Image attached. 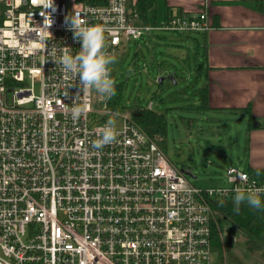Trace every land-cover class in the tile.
I'll return each mask as SVG.
<instances>
[{
	"label": "built area",
	"instance_id": "2783aa9c",
	"mask_svg": "<svg viewBox=\"0 0 264 264\" xmlns=\"http://www.w3.org/2000/svg\"><path fill=\"white\" fill-rule=\"evenodd\" d=\"M5 3L0 264H231L225 248L213 246V231H221L213 198L236 188L264 198V178L230 165L229 187L202 189L129 117L115 126V141L94 148L109 111L94 109L92 88L47 57V49L57 56L79 50L65 24L73 13L104 30L107 54L106 43L116 47L135 31L128 0L71 12L60 0L48 8L41 0ZM73 104L84 108L76 120Z\"/></svg>",
	"mask_w": 264,
	"mask_h": 264
},
{
	"label": "rangeland",
	"instance_id": "374dc122",
	"mask_svg": "<svg viewBox=\"0 0 264 264\" xmlns=\"http://www.w3.org/2000/svg\"><path fill=\"white\" fill-rule=\"evenodd\" d=\"M60 1L67 5L69 12L77 6L82 8V4L102 6L108 3V0H76L75 6L71 7L67 1ZM203 3L206 6L203 9L200 7L193 13H170L163 20L160 19L163 15L160 9L159 20L156 13L153 14V4L146 7L149 16L144 20L136 0H128L127 10L135 31L121 37L116 47L105 44L109 51L107 54L116 58L109 65L114 87L122 88L125 84L123 105L115 108L111 105L115 95L106 97L92 88L93 108L109 111L104 118L114 120L119 129L126 117L131 118L193 184L203 189L224 188L230 186L226 176L230 165L241 169L248 166L244 157L245 147L235 142L236 137H241L243 142L246 133L242 128L238 130V124H213L204 109L195 107L201 97L196 84L197 63L200 66L205 55L203 45H199L197 40L213 26L206 11L207 0ZM6 8L5 0H0V17ZM202 24L206 27L197 29ZM137 30L140 35L134 38ZM181 41L185 44L180 47ZM143 109L166 114L165 134L152 137L137 121L135 115ZM216 218L218 220L217 213ZM218 235L221 238L220 249L216 246L215 249L225 248V256L231 264H264V246L260 242L248 246L243 236L235 235L233 246L227 247L224 238L231 233L218 231ZM223 255L219 254L220 257Z\"/></svg>",
	"mask_w": 264,
	"mask_h": 264
},
{
	"label": "crops",
	"instance_id": "0c3cea01",
	"mask_svg": "<svg viewBox=\"0 0 264 264\" xmlns=\"http://www.w3.org/2000/svg\"><path fill=\"white\" fill-rule=\"evenodd\" d=\"M64 1L75 6L76 0ZM203 1L156 0L152 11L159 20L160 9L163 20L170 13L203 9ZM207 2L213 26L197 40L205 51L201 65L197 63L202 68L196 73L198 92L204 88L208 120L245 130V140L235 141L245 147V170L260 171L264 178V0Z\"/></svg>",
	"mask_w": 264,
	"mask_h": 264
},
{
	"label": "clouds",
	"instance_id": "9594fccd",
	"mask_svg": "<svg viewBox=\"0 0 264 264\" xmlns=\"http://www.w3.org/2000/svg\"><path fill=\"white\" fill-rule=\"evenodd\" d=\"M43 7L48 8L52 0H41ZM50 23L51 19L49 18ZM44 27L48 29V25ZM65 24L72 32L73 39L80 41V48L75 53L68 52L56 55L51 49H47V57L55 64L74 75H78L82 87H91L106 97L115 94L114 80L110 75L109 65L115 61V57L106 54L104 49V30L98 25L86 24L78 13L68 14L65 17ZM43 39V37L41 38ZM47 58V59H48ZM84 108L79 104H73L70 115L73 120L80 118ZM118 133L115 128V121L109 119L99 130V138L93 142V147L100 149L104 145L115 141ZM234 210L239 211L241 203H246L253 209L264 208V201L257 192L251 190L234 189L232 196Z\"/></svg>",
	"mask_w": 264,
	"mask_h": 264
},
{
	"label": "trees",
	"instance_id": "16d2710c",
	"mask_svg": "<svg viewBox=\"0 0 264 264\" xmlns=\"http://www.w3.org/2000/svg\"><path fill=\"white\" fill-rule=\"evenodd\" d=\"M155 2L156 0H136V3L141 10V16L144 20H147L149 16V12L146 10V7L153 5ZM199 69L202 70V68L199 67L196 69V73L200 71ZM173 74L176 78V73L174 72ZM115 90L116 91L114 95L116 97L111 99V105L115 108H121L123 105L121 101L125 96V84L122 88L118 87V85L117 87L115 86ZM200 91V102L195 107L205 110L208 106L206 104L205 95L203 97L204 88H202ZM135 116L137 121L143 127H145V129H147L148 133L152 137H155L156 135L162 136L166 133V124H168V122L165 113L161 114L158 112L156 113L153 110L143 109ZM159 140L160 142H163L161 138H159ZM250 171L253 173L260 172L253 170ZM232 196L229 198H220L216 196L213 199V207L217 212L221 231H227L231 233V235H226L224 238L226 246H233V239L235 235L243 236L245 239L244 241L248 246L257 245L259 242L262 246H264V208L257 210L249 207L246 203H241L239 211H235ZM214 244L216 248L220 249L221 238H219V235L216 231L214 234Z\"/></svg>",
	"mask_w": 264,
	"mask_h": 264
},
{
	"label": "bare ground",
	"instance_id": "6f19581e",
	"mask_svg": "<svg viewBox=\"0 0 264 264\" xmlns=\"http://www.w3.org/2000/svg\"><path fill=\"white\" fill-rule=\"evenodd\" d=\"M2 21H3V16H1L0 17V24H2ZM140 35V32H139V30H137V32L135 33V35H134V38H138V36ZM120 40H121V36H120ZM247 173L251 176V177H256V178H261L262 176V174L263 173H261V172H258V173H253V172H251L250 170H247ZM228 179V178H227ZM228 182H229V180H228ZM230 183V182H229ZM230 185H231V183H230ZM201 188V187H200ZM203 189V188H202ZM261 198V200H264V198L263 197H260ZM214 208V207H213ZM214 211H215V209H214ZM216 211H215V215H216ZM215 231L218 233V230H214L213 231V246H214V249H215V244H214V234H215ZM216 250V249H215ZM225 258H226V256H225ZM226 260H227V258H226ZM228 261V260H227Z\"/></svg>",
	"mask_w": 264,
	"mask_h": 264
},
{
	"label": "water",
	"instance_id": "95a60500",
	"mask_svg": "<svg viewBox=\"0 0 264 264\" xmlns=\"http://www.w3.org/2000/svg\"><path fill=\"white\" fill-rule=\"evenodd\" d=\"M184 171H185L187 174H190V171H189V170H185V169H184Z\"/></svg>",
	"mask_w": 264,
	"mask_h": 264
}]
</instances>
